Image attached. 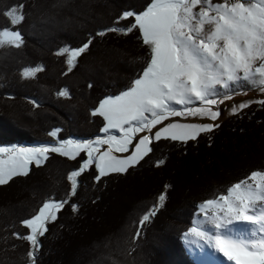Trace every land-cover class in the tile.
I'll use <instances>...</instances> for the list:
<instances>
[{
    "label": "trees",
    "instance_id": "trees-1",
    "mask_svg": "<svg viewBox=\"0 0 264 264\" xmlns=\"http://www.w3.org/2000/svg\"><path fill=\"white\" fill-rule=\"evenodd\" d=\"M148 2L0 0V29L11 27L3 13L13 5L23 3L26 16L16 26L23 32L24 45L0 48V146L41 145L53 140L48 132L55 128L62 129L61 139L95 137L103 119L93 117L91 110L100 99L126 89L149 58L138 31L104 37L96 32L126 10L142 11ZM126 23L121 21V26ZM90 33L95 36L90 51L63 75L65 57L55 52L80 46ZM36 65L44 66L36 78H21L23 67ZM65 87L71 98L57 96ZM33 98L39 107L30 102ZM153 149L127 173L104 177L98 184L90 169L72 197L78 213L70 204L58 213L40 238L35 264H195L183 245V232L191 227L198 203L225 193L232 179L242 180L262 169L264 107L229 118L198 141H159ZM158 159L165 163L155 166ZM79 160L52 157L29 175L0 186V264H30L29 243L12 233L27 234L21 220L33 215L46 198H64L67 173L79 167ZM165 191L164 206L134 240L140 218Z\"/></svg>",
    "mask_w": 264,
    "mask_h": 264
},
{
    "label": "snow or ice",
    "instance_id": "snow-or-ice-1",
    "mask_svg": "<svg viewBox=\"0 0 264 264\" xmlns=\"http://www.w3.org/2000/svg\"><path fill=\"white\" fill-rule=\"evenodd\" d=\"M24 8L20 3L4 11L11 27L0 29V48L19 49L24 45L23 32L16 27L26 19ZM121 21L127 23L121 26ZM134 31L139 32L137 38L147 48L149 58L126 89L100 99L91 110L93 117L103 119L94 138L61 139L58 134L62 129L55 128L48 132L53 140L39 146H0V186L29 175L30 166L43 165L49 153L69 160L80 158L79 167L67 173L70 188L64 198H46L33 215L21 220L27 234L12 233L29 243L30 264L38 259L40 238L49 231L47 225L58 219V213L69 204L73 213H78L79 205L72 202V197L81 184L78 178L91 166L95 167L93 180L97 184L110 174H125L150 157L154 143L163 139L187 144L219 127L181 120L192 117L216 121L223 100L249 89L264 93V0H150L138 13L124 11L96 36ZM94 40L90 33L80 46H64L55 52L65 57L67 71L63 75L77 67L78 59L90 51ZM43 70V65L26 66L20 75L22 79H34ZM56 94L71 98L67 87ZM30 102L40 106L34 98ZM253 103L264 107V100L247 101L234 105L230 115ZM164 163V159H158L155 166ZM165 202L166 191L140 218L134 240ZM197 207L192 226L181 237L189 253L208 249L222 256L224 264H264V171H252L228 186L226 194L208 198Z\"/></svg>",
    "mask_w": 264,
    "mask_h": 264
},
{
    "label": "rangeland",
    "instance_id": "rangeland-1",
    "mask_svg": "<svg viewBox=\"0 0 264 264\" xmlns=\"http://www.w3.org/2000/svg\"><path fill=\"white\" fill-rule=\"evenodd\" d=\"M220 2H222V0H213V3H220ZM8 18H9V21H10V17H8ZM5 47H13V48H15L14 46H5ZM256 100H264V93H260L258 90H255V89H249L246 92H238L237 94L233 95L230 99H225V100H223V102L221 104H219L220 116H219V118L216 121H211V120L206 119V118L205 119H200V118L189 117V118H187V120H181V122H187V123H215V124H219L220 125L221 123L225 122L229 118L235 117L238 114H240L241 112H244V111H246L248 109H252L253 107L256 108L260 104L253 103V104L249 105L248 107H246V108H244L242 110H238L237 114L230 115V110H231V108L234 105H240L241 103H244V102H247V101H256ZM175 119L180 120L181 118L177 117ZM201 135H203V134H201ZM161 141H168V140H163L162 139ZM178 143H180V142H178ZM154 144H153V146H154ZM35 146H39V145L25 146V147H35ZM81 155L84 156V158H86V154L82 153ZM117 155H119V154H117ZM125 155H127V154H125ZM48 156H49V159L52 158V157H56L57 156L59 158H62V159H65V160H68V161H71V162H77L79 160V157L77 158V160H69L67 157L60 156L59 154H56V153H49ZM47 161H45V163L43 165H45ZM43 165H41V166H43ZM30 167H31V170L38 168V167L35 166L34 163ZM90 169H92L96 173L94 165L91 166ZM261 171H264V165H263ZM87 173H88V171L83 173L82 176L80 178H78V179H80L82 181L83 176L85 174H87ZM110 175H116V174H110ZM22 177H25V176L15 177L14 179L22 178ZM66 179H67V176H66ZM232 180H234L233 183H236V182L240 181L237 178H234ZM233 183H231V184H233ZM249 183H251V181H249ZM66 184H67L68 188H70V182L68 180L66 181ZM231 184L228 182V186H230ZM208 193L209 192H207V195H209ZM199 204L200 203H198V205ZM197 211H198V207H197ZM203 215H204L203 213L200 214L201 218H203ZM50 223H52V222H50ZM25 232L27 233V229L26 228H25ZM188 255H189V257L192 258V260H193V262L195 264H224V260H223L222 256H220L219 254H214L213 252H211L208 249H205L204 253H200L199 251H195L194 254L188 252ZM158 260L161 261L162 258H159Z\"/></svg>",
    "mask_w": 264,
    "mask_h": 264
}]
</instances>
